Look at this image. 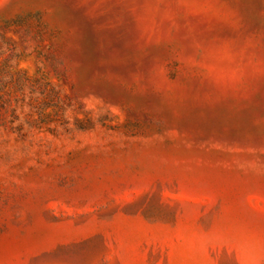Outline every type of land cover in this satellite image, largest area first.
<instances>
[{
    "label": "rangeland",
    "instance_id": "1",
    "mask_svg": "<svg viewBox=\"0 0 264 264\" xmlns=\"http://www.w3.org/2000/svg\"><path fill=\"white\" fill-rule=\"evenodd\" d=\"M0 264H264V0H0Z\"/></svg>",
    "mask_w": 264,
    "mask_h": 264
}]
</instances>
